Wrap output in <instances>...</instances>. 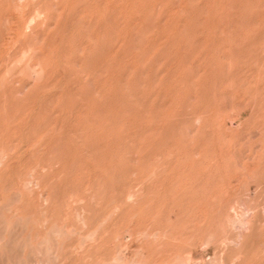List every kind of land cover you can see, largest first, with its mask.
Returning a JSON list of instances; mask_svg holds the SVG:
<instances>
[{
    "label": "rangeland",
    "instance_id": "374dc122",
    "mask_svg": "<svg viewBox=\"0 0 264 264\" xmlns=\"http://www.w3.org/2000/svg\"><path fill=\"white\" fill-rule=\"evenodd\" d=\"M0 264H264V0H0Z\"/></svg>",
    "mask_w": 264,
    "mask_h": 264
}]
</instances>
